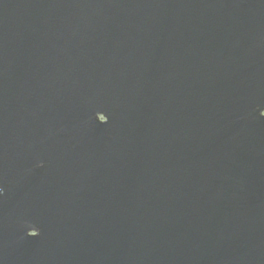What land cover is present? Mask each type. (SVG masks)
Returning a JSON list of instances; mask_svg holds the SVG:
<instances>
[{
  "label": "water",
  "instance_id": "water-1",
  "mask_svg": "<svg viewBox=\"0 0 264 264\" xmlns=\"http://www.w3.org/2000/svg\"><path fill=\"white\" fill-rule=\"evenodd\" d=\"M0 264H264V0H0Z\"/></svg>",
  "mask_w": 264,
  "mask_h": 264
},
{
  "label": "snow or ice",
  "instance_id": "snow-or-ice-1",
  "mask_svg": "<svg viewBox=\"0 0 264 264\" xmlns=\"http://www.w3.org/2000/svg\"><path fill=\"white\" fill-rule=\"evenodd\" d=\"M43 166H44L43 164L40 165V167H43Z\"/></svg>",
  "mask_w": 264,
  "mask_h": 264
}]
</instances>
